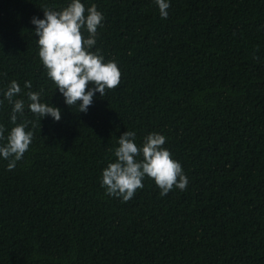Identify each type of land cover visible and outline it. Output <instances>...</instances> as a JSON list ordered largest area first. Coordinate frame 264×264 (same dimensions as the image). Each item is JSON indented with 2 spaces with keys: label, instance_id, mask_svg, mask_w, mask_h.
<instances>
[{
  "label": "trees",
  "instance_id": "trees-1",
  "mask_svg": "<svg viewBox=\"0 0 264 264\" xmlns=\"http://www.w3.org/2000/svg\"><path fill=\"white\" fill-rule=\"evenodd\" d=\"M168 2L162 19L156 0H81L104 16L91 51L122 74L82 113L47 77L31 23L71 0H0V125L15 126L13 80L17 123L35 124L13 170L0 157V264H264V0ZM29 91L61 120L33 114ZM126 131L138 146L164 135L187 189L161 196L145 177L127 202L107 195Z\"/></svg>",
  "mask_w": 264,
  "mask_h": 264
},
{
  "label": "clouds",
  "instance_id": "clouds-1",
  "mask_svg": "<svg viewBox=\"0 0 264 264\" xmlns=\"http://www.w3.org/2000/svg\"><path fill=\"white\" fill-rule=\"evenodd\" d=\"M156 4L161 18L167 19L170 8L168 0H156ZM42 10L44 18L33 17L31 23L35 25L38 55L47 70V77L63 95L67 106L78 105V112L86 113L97 92L103 97L106 90H114L121 82L122 74L117 63L105 62L98 51H91L104 16L94 4L86 9L81 0H71L60 11L48 7ZM84 31L88 33L87 37ZM31 87L32 82L26 81L25 88ZM20 93V85L15 80L4 93L5 99L13 105L11 123L15 125L7 136L5 127L0 125V141L6 140V143L0 144V157L8 161L9 171L15 168L17 161L23 159L34 135L32 131H26L30 123L35 127L33 122L17 123V114L22 116L25 109L23 99H14ZM27 97L30 101L28 109L33 114L41 119L50 116L56 122L61 120V110L41 102L39 92L29 91ZM135 139L136 133L132 131L124 132L117 139L119 146L114 150L116 160L102 172L101 186L106 189L107 195L127 202L144 187L145 177L155 182L161 196L174 188L181 191L187 189L189 181L182 165L163 147L166 143L164 135L152 132L144 137L142 146H138ZM141 156L142 159H137Z\"/></svg>",
  "mask_w": 264,
  "mask_h": 264
}]
</instances>
